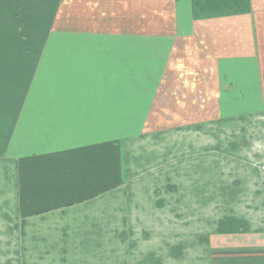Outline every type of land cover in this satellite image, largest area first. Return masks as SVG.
Instances as JSON below:
<instances>
[{
  "label": "crops",
  "instance_id": "crops-1",
  "mask_svg": "<svg viewBox=\"0 0 264 264\" xmlns=\"http://www.w3.org/2000/svg\"><path fill=\"white\" fill-rule=\"evenodd\" d=\"M256 165L264 0H0V264H264Z\"/></svg>",
  "mask_w": 264,
  "mask_h": 264
},
{
  "label": "rangeland",
  "instance_id": "rangeland-1",
  "mask_svg": "<svg viewBox=\"0 0 264 264\" xmlns=\"http://www.w3.org/2000/svg\"><path fill=\"white\" fill-rule=\"evenodd\" d=\"M24 100H27V98L24 97ZM158 113H159V111L157 110V107L155 106L154 109L152 110V115H151V118H150V121H149V123H150L149 128H157L156 123H157V114ZM198 116L201 117L200 114ZM101 131H104L105 137H108V135H110V137H108V139L110 138L109 141L112 142V143L115 142V141H119L120 136L122 138L123 137L122 135L124 134L122 132L119 135L117 134L118 136H114L113 134L110 133L109 127H101ZM111 137H113V138H111ZM109 141L107 140L106 143H109ZM118 147H119V145H118ZM253 167H254V165H253ZM258 167L259 166L256 165L255 169L258 170V172L261 173L260 175L264 178V165H261L259 168ZM155 173L156 172H154L153 174H155ZM144 176L146 177V176H148V174H146ZM139 180L141 181V179H136V178L134 179V181H139ZM256 208H259L257 212H260L261 217L264 218V205L262 204V205H260L259 207H256ZM241 210L244 211L245 214H251V212L253 211L252 206H245V207L241 206ZM261 223L264 224V221H261ZM241 228H243V227H240V230H241ZM243 229L246 230V227H244Z\"/></svg>",
  "mask_w": 264,
  "mask_h": 264
}]
</instances>
